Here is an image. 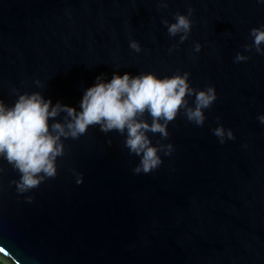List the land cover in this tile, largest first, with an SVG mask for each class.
Segmentation results:
<instances>
[{"label": "water", "instance_id": "95a60500", "mask_svg": "<svg viewBox=\"0 0 264 264\" xmlns=\"http://www.w3.org/2000/svg\"><path fill=\"white\" fill-rule=\"evenodd\" d=\"M189 4L191 30L178 42L161 19ZM261 24L257 0H0V98L9 103L14 89L39 90L78 107L95 76L113 71L186 70L193 87L216 91L201 125L178 112L165 140L148 133L174 148L147 173L132 172L138 157L123 135L97 126L65 139L56 175L27 193L0 160V262L264 264V55L243 47ZM237 51L248 59L234 62ZM217 116L233 139L212 133Z\"/></svg>", "mask_w": 264, "mask_h": 264}, {"label": "clouds", "instance_id": "9594fccd", "mask_svg": "<svg viewBox=\"0 0 264 264\" xmlns=\"http://www.w3.org/2000/svg\"><path fill=\"white\" fill-rule=\"evenodd\" d=\"M257 2L264 3V0ZM159 3L167 7V0H159ZM192 12L189 4L185 12H175L171 21L162 18L168 35L178 36V42L187 39ZM249 36L251 43H245L244 49H254L264 55V24L251 27ZM128 46L137 52L141 50L136 39H129ZM192 47L198 52L201 44L194 41ZM247 59L240 51L233 57L234 62ZM188 77L186 70L165 75L152 71H113L109 78L99 73L93 83L83 89L78 107L60 100L53 103L39 90L14 89L15 98L11 103L0 98V160L18 172V178L11 181L15 190L27 193L46 178L54 177L57 157L64 154V140L78 138L89 126H97L105 133L115 130L123 135L128 152L138 157L133 173L154 170L162 162L161 153L169 155L174 146L171 141L153 143L148 133H159L160 140H165L169 134L167 125L178 112L193 124L201 125L205 120L204 109L216 98L213 85L195 88ZM34 82L40 85L39 79ZM189 97H192L191 103ZM216 119L218 123L211 131L219 142L233 139L232 129L219 123V116ZM257 119L264 124V113H258ZM107 143L111 144V140ZM0 172H3L2 167ZM73 172L75 182L81 183L82 173ZM24 199L31 201L32 196L26 195Z\"/></svg>", "mask_w": 264, "mask_h": 264}, {"label": "trees", "instance_id": "16d2710c", "mask_svg": "<svg viewBox=\"0 0 264 264\" xmlns=\"http://www.w3.org/2000/svg\"><path fill=\"white\" fill-rule=\"evenodd\" d=\"M0 264H2V263L0 262Z\"/></svg>", "mask_w": 264, "mask_h": 264}]
</instances>
